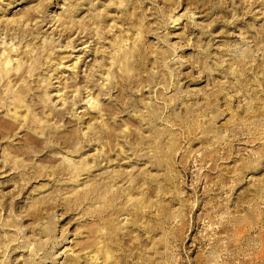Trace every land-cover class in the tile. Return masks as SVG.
Segmentation results:
<instances>
[{
	"label": "rangeland",
	"instance_id": "obj_1",
	"mask_svg": "<svg viewBox=\"0 0 264 264\" xmlns=\"http://www.w3.org/2000/svg\"><path fill=\"white\" fill-rule=\"evenodd\" d=\"M0 264H264V0H0Z\"/></svg>",
	"mask_w": 264,
	"mask_h": 264
}]
</instances>
